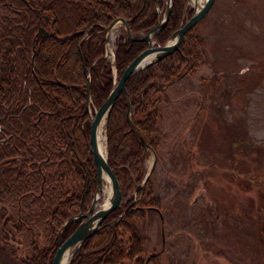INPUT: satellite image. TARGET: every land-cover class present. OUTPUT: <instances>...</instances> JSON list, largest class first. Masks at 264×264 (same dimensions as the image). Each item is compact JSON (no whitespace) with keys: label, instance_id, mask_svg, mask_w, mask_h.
<instances>
[{"label":"trees","instance_id":"obj_1","mask_svg":"<svg viewBox=\"0 0 264 264\" xmlns=\"http://www.w3.org/2000/svg\"><path fill=\"white\" fill-rule=\"evenodd\" d=\"M185 3L173 0L157 43L170 38L184 14L192 15ZM156 4L161 9L164 0H0V264H52L59 242L80 221L65 223L88 210L97 171L88 138L87 76L90 101L99 107L114 85L113 66L117 80L147 47L146 41L118 35L112 66L104 56L105 28L121 18L133 34L144 33L157 22ZM200 42L193 26L178 49L126 80L131 118L148 145L130 129L123 93L109 112L107 163L122 200L141 183L150 148L158 157L166 143L164 86L196 71ZM145 213L162 217L155 169L69 264H160L159 255L148 252Z\"/></svg>","mask_w":264,"mask_h":264},{"label":"rangeland","instance_id":"obj_2","mask_svg":"<svg viewBox=\"0 0 264 264\" xmlns=\"http://www.w3.org/2000/svg\"><path fill=\"white\" fill-rule=\"evenodd\" d=\"M201 1L185 5L193 13ZM194 26L198 67L162 93L167 137L154 164L162 217L145 213L148 252L160 264H264V0H214ZM88 108L91 120L98 107ZM151 162L152 153L146 169ZM108 192L102 186L96 208Z\"/></svg>","mask_w":264,"mask_h":264},{"label":"water","instance_id":"obj_3","mask_svg":"<svg viewBox=\"0 0 264 264\" xmlns=\"http://www.w3.org/2000/svg\"><path fill=\"white\" fill-rule=\"evenodd\" d=\"M214 0H204L199 6H195V11L192 15L179 27L177 28L170 36V38L164 43L159 44L155 41L154 37L156 33L165 25L170 10L172 7L173 0H167L165 5V12L164 14L161 13L160 8L157 6L154 7L155 12L157 13V22L154 26L146 30L142 34H133L127 25V21L121 18L114 19L106 28V51H107V41L109 39V34L112 27L117 22H123L126 30L127 36L132 40H143L147 42V47L143 49L140 53H138L124 68L121 75L114 83L113 87L111 88L107 98L102 102V104L95 110L94 116H90V125L88 130V138L91 153L93 155V159L96 164V171H97V188L96 193L91 201V204L88 210L85 213H80L76 216L71 217L65 225L71 220H79V224L73 233L64 241L59 242V247L56 250L54 258L52 260V264H61L64 254L67 251H70V255L68 258L67 264L70 263L72 256L75 252L82 246V244L93 236L101 227L104 220L107 218L109 213L115 210L117 207L121 205L122 202V194L120 191V185L116 174L114 173L112 167H110L107 163V156H102L98 150L97 144V128L102 120L105 119L104 129L107 125V119L109 112L116 100V98L123 93L127 98V111L126 116L128 123L130 125V129L136 130L138 136L143 141L145 145H148L142 132L136 127L134 121L131 118L130 113V101H129V94L126 90V80L131 77L135 72L141 70L142 68L159 61L160 59L164 58L168 54L172 53L174 50L179 48L180 42L183 40L184 34L187 30L193 27L196 22L203 17L210 6L212 5ZM157 2V0H156ZM152 55L150 58H148ZM107 58L106 54L104 55ZM90 70V69H89ZM90 75L87 76V83H86V94H87V110L89 101H90ZM89 120V118H88ZM149 148V147H148ZM152 153V162L149 168L146 170V173L141 180V183L137 186V189L143 186L146 183L147 178L149 177L150 173L154 169V164L156 160V154L152 148H150ZM107 175L110 187V197L109 202L106 206H100L96 208L97 200L99 195L102 191V175ZM135 202V200H134ZM131 203V205L134 204ZM96 208V209H95ZM140 211H144V208H139ZM62 227V229L65 227ZM59 235V234H58Z\"/></svg>","mask_w":264,"mask_h":264},{"label":"bare ground","instance_id":"obj_4","mask_svg":"<svg viewBox=\"0 0 264 264\" xmlns=\"http://www.w3.org/2000/svg\"><path fill=\"white\" fill-rule=\"evenodd\" d=\"M196 1V0H195ZM201 1V0H200ZM199 2V1H198ZM202 3V1H201ZM200 4V3H199ZM199 6V5H198ZM185 17V14L183 16V21L181 22V24H183L187 19L184 18ZM152 55H150L148 58H150ZM104 124H105V119L102 118V120L100 121L99 125H98V128H97V144H98V150L100 152V154L102 156H105L106 155V146H105V142H104V134H103V130H104ZM102 186L105 187V189H107L108 191L110 190L109 189V181H108V178H107V175L104 173L102 175ZM104 190V189H103ZM109 197H110V192H108V196L107 198L105 199V201L102 203L101 206H106L109 202ZM100 203V202H99ZM98 206V205H97ZM99 207V206H98ZM69 255H70V251H67L65 254H64V257H63V260H62V263L61 264H67L68 262V258H69Z\"/></svg>","mask_w":264,"mask_h":264}]
</instances>
